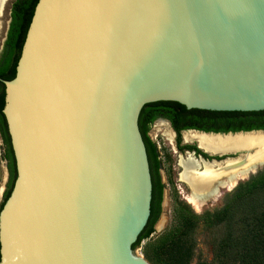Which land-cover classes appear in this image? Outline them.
Instances as JSON below:
<instances>
[{"label":"water","instance_id":"water-1","mask_svg":"<svg viewBox=\"0 0 264 264\" xmlns=\"http://www.w3.org/2000/svg\"><path fill=\"white\" fill-rule=\"evenodd\" d=\"M0 82L16 169L0 264H149L132 250L152 194L140 112L264 111V0H38ZM196 146L202 164L247 155Z\"/></svg>","mask_w":264,"mask_h":264},{"label":"trees","instance_id":"trees-1","mask_svg":"<svg viewBox=\"0 0 264 264\" xmlns=\"http://www.w3.org/2000/svg\"><path fill=\"white\" fill-rule=\"evenodd\" d=\"M37 2L38 0H15L11 6L9 28L0 57L1 80L9 81L15 76V68ZM3 107L4 86L0 82V136L2 158L8 173L0 210L9 197L16 179L15 160L2 115ZM158 117L169 119L174 126L184 118L188 122L184 128L203 131L222 133L264 131V111L241 113L187 110L173 102H157L144 106L139 115L138 127L146 149L152 194L150 216L132 246L133 251L154 233V226L160 216L164 190L159 174L162 163L156 146L147 136L150 124ZM216 118L227 121L229 125L220 129L203 125L206 120ZM197 153L201 152L197 150ZM200 224L211 234L212 260L210 263L198 264H264V170L239 183L232 192L225 194L222 206L213 212L205 211L197 215L188 206L180 204L176 210L174 226L143 248L144 259L149 264H191L197 247L196 234Z\"/></svg>","mask_w":264,"mask_h":264},{"label":"rangeland","instance_id":"rangeland-1","mask_svg":"<svg viewBox=\"0 0 264 264\" xmlns=\"http://www.w3.org/2000/svg\"><path fill=\"white\" fill-rule=\"evenodd\" d=\"M15 0H10L5 7L3 15H0V49L4 43L8 25L10 22V9ZM167 130L164 127H160V124H154L151 127L149 135L153 142H155L159 156L162 163L161 180L164 185L162 211L161 215L154 226V233L146 241H143L141 245L133 251L138 257H143V248L156 241L165 231L169 230L175 223L176 210L180 204L188 206L195 214L201 215L205 211L213 212L219 209L223 203V197L225 194L232 192L236 186L257 173L264 170V166L258 169L256 172L250 174L246 179L239 181L233 188L223 187L219 189L218 195L210 200L205 199L202 206L199 208L193 207L189 203V196L191 195L189 188L180 181V169L178 167V156L175 153V144L166 137ZM196 144L195 142H191ZM3 149L2 142L0 140V204L2 203L3 194L6 190V184L8 181V173L6 169L5 161L2 158ZM197 247L194 252L193 260L191 264H198L200 262L210 263L212 260L211 252V234L205 230L200 224L196 234ZM144 258V257H143Z\"/></svg>","mask_w":264,"mask_h":264},{"label":"bare ground","instance_id":"bare-ground-1","mask_svg":"<svg viewBox=\"0 0 264 264\" xmlns=\"http://www.w3.org/2000/svg\"><path fill=\"white\" fill-rule=\"evenodd\" d=\"M10 0H0V15H3ZM166 137L172 141V135L166 132ZM186 142H195L202 150L210 154H224L246 152L247 155L235 161H226L219 165L202 164L191 158H178L181 169L180 181L190 190L189 203L199 208L219 193L217 182L226 179L229 188H233L239 181L246 179L250 174L264 166V134H246L227 137L204 136L195 133L185 135ZM199 164H198V163ZM225 181V180H224ZM217 192L214 194V184Z\"/></svg>","mask_w":264,"mask_h":264},{"label":"flooded vegetation","instance_id":"flooded-vegetation-1","mask_svg":"<svg viewBox=\"0 0 264 264\" xmlns=\"http://www.w3.org/2000/svg\"><path fill=\"white\" fill-rule=\"evenodd\" d=\"M12 6V5H11ZM10 13H11V9H10ZM10 23V22H9ZM8 28H9V25H8ZM8 31V29H7ZM6 37H7V32H6ZM6 37H5V40H4V43L6 41ZM4 43L0 49V57L2 56L3 54V50H4ZM159 123L160 124V127H164L167 132H169L171 135H172V141L174 142L175 144V153L176 155L180 158V157H183L185 159L188 158L187 154L188 155H192L193 154V157L194 159L198 158L199 156L202 157L203 159L205 160H212L213 158L211 157H208L207 155H205L204 153H202L200 150H198L196 144H193L191 142H186L185 140V135L188 134V133H195V132H204V133H217V134H226V133H233V132H226V133H222L220 131H203V130H199V129H194V128H184V126L188 123L186 119H180V121H178V123H176V125L174 126L173 123L167 119V118H163V117H158L157 119H155L149 126V129H148V133H147V136L148 138L150 139V141L156 146L155 142H153V140L151 139L150 135H149V132H150V129L152 126H154V124H157ZM204 126L208 127V128H215V129H220V128H226L229 123H227V121L223 120V119H219V118H216V119H212V120H206L205 121V124H203ZM177 128L179 130H177ZM197 135V133H195ZM180 138V141L178 142V139ZM0 140H1V136H0ZM2 142V140H1ZM197 150L200 151L201 153H197ZM156 151L158 152V149H157V146H156ZM159 153V152H158ZM190 158V157H189ZM216 160H219V158H215ZM193 160V159H192ZM196 162V161H195ZM198 163V162H197ZM199 164V163H198ZM179 167V166H178ZM180 169V168H179ZM161 172H162V165H161V170L159 172L160 174V178H161ZM180 172H181V169H180ZM225 180V181H224ZM161 183H162V180H161ZM163 184V183H162ZM218 184V185H217ZM217 184L215 183L214 184V187H213V190H215L214 194H216L217 192V188H223V187H228L227 184V180L226 179H223V180H219V182H217ZM216 185H217V188H216ZM189 190V189H188ZM164 191V190H163ZM162 201H163V194H162ZM162 201H161V204H160V215H161V211H162ZM160 217V216H159Z\"/></svg>","mask_w":264,"mask_h":264}]
</instances>
